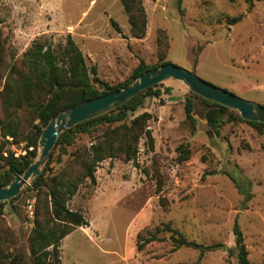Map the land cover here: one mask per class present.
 <instances>
[{
  "label": "rangeland",
  "instance_id": "obj_1",
  "mask_svg": "<svg viewBox=\"0 0 264 264\" xmlns=\"http://www.w3.org/2000/svg\"><path fill=\"white\" fill-rule=\"evenodd\" d=\"M141 2L147 22L138 38L119 0H0V90L11 65L23 70V53L34 40L59 48L70 36L87 67L94 65L98 79L109 86L130 80L140 60L147 65L162 60L264 105V0L251 6L245 0ZM157 87L160 95L143 97L128 117L127 122L143 112L151 115L147 126L153 147L142 135L135 161L120 153L106 157L95 167V183L84 177L83 161L91 145L114 140L123 131L122 122L96 125L70 145L55 144L51 150L40 174L78 180L67 206L82 211L88 221L61 240V263L238 264L232 231L236 220L250 264H264V128L257 129L230 109L219 128L211 129L205 119L210 105L193 97L181 81L167 79ZM189 97L190 119L185 113ZM13 120L17 137L4 136L0 128V172L9 152L14 157L25 154V139L33 136L38 123L29 109ZM180 145L190 151L182 161ZM34 179L17 198L0 203V220L26 255L46 192L41 187L38 199ZM165 224L211 249L200 256L197 249L174 248ZM151 233L158 239L138 249ZM217 244L226 249L214 248Z\"/></svg>",
  "mask_w": 264,
  "mask_h": 264
},
{
  "label": "trees",
  "instance_id": "obj_2",
  "mask_svg": "<svg viewBox=\"0 0 264 264\" xmlns=\"http://www.w3.org/2000/svg\"><path fill=\"white\" fill-rule=\"evenodd\" d=\"M119 1L128 15L133 36L143 37L147 21L141 0ZM245 1L251 6L254 1L261 0ZM239 19L240 16L234 17L229 23L233 24ZM113 25L119 31L115 22ZM1 44L0 41V60L3 51ZM165 63L168 61L161 60L156 65H147L143 60H140L130 80L121 86H109L98 79L94 65L87 67L80 49L70 36L67 37L65 45L59 48H54L40 39L34 40L23 53V70H18L14 65H11L5 75L4 84L0 90V108L3 113V117L0 119V128L4 136L17 137V125L13 119L17 118L18 113L25 109L34 113L38 123L33 125V136L25 139L24 155L14 157L9 152L6 157L2 158L5 168L0 172V187L9 184L14 176L23 171L34 160L36 143L42 129L51 117L56 116L61 110L77 106L109 91L120 89L131 83L145 70ZM1 75L3 74L0 73ZM157 86L158 84L140 91L122 105L107 113L80 122L59 135L56 144L63 147L73 143L80 133L91 132L96 125L122 122L121 130L123 131L117 133L114 140L104 139L91 145L89 157L83 161L84 177H88L91 183L96 182L95 167L102 159L114 157L120 153L124 155L125 160L135 161L138 153V139L142 135L147 138L149 148L153 147V138L147 126L151 115L143 112L129 119V122L127 121L129 114L136 111L143 97L160 95L161 91ZM191 95L210 105L205 113V119L211 129L217 130L222 123L223 115L230 113L231 110L194 93ZM192 111L193 102L189 97L185 103L187 118H191ZM245 121L257 129L264 128V123ZM177 150L180 161L187 159L190 155V151L185 145H180ZM78 183V180L70 178L49 176L45 174V171L35 177L32 182L33 187L39 192L44 186L46 192L43 194V207L36 212L33 227L28 236V255L17 246L11 229L0 220V264H62L61 240L76 226L88 225L82 211L72 210L67 206L68 200L77 191ZM160 190L161 186L158 185L156 193H159ZM17 196L12 199L17 198ZM40 197L41 192H39L38 199ZM163 229L171 233L170 238L174 248L190 247L197 249L200 256L211 249L209 245L187 239L168 224H165ZM232 231L237 263L250 264L243 233L236 220ZM157 239V235L151 233L141 243H138L137 248L141 249L143 244Z\"/></svg>",
  "mask_w": 264,
  "mask_h": 264
},
{
  "label": "water",
  "instance_id": "obj_3",
  "mask_svg": "<svg viewBox=\"0 0 264 264\" xmlns=\"http://www.w3.org/2000/svg\"><path fill=\"white\" fill-rule=\"evenodd\" d=\"M167 79L181 81L192 93L236 110L244 120L264 123V105L243 99L200 78L190 70L165 63L145 70L131 83L120 89L109 91L77 106L61 110L56 116L51 117L40 133L39 151L34 160L23 171L19 172L9 184L0 187V202L15 197L29 181L40 174L63 131L80 122L107 113L140 91ZM214 248L226 249V245L217 244L214 245Z\"/></svg>",
  "mask_w": 264,
  "mask_h": 264
},
{
  "label": "built area",
  "instance_id": "obj_4",
  "mask_svg": "<svg viewBox=\"0 0 264 264\" xmlns=\"http://www.w3.org/2000/svg\"><path fill=\"white\" fill-rule=\"evenodd\" d=\"M27 207H28V209L30 210V209L32 208V204L29 203Z\"/></svg>",
  "mask_w": 264,
  "mask_h": 264
}]
</instances>
